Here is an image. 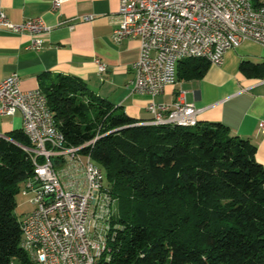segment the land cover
<instances>
[{
  "label": "trees",
  "instance_id": "1",
  "mask_svg": "<svg viewBox=\"0 0 264 264\" xmlns=\"http://www.w3.org/2000/svg\"><path fill=\"white\" fill-rule=\"evenodd\" d=\"M208 65L183 59L178 76H200ZM240 68L264 77L262 66ZM40 88L68 146L95 141L84 153L116 199L115 264H264V166L249 139L223 123L139 125L68 76ZM30 146L23 129L0 137V264H32L15 214L19 184L34 174Z\"/></svg>",
  "mask_w": 264,
  "mask_h": 264
},
{
  "label": "built area",
  "instance_id": "2",
  "mask_svg": "<svg viewBox=\"0 0 264 264\" xmlns=\"http://www.w3.org/2000/svg\"><path fill=\"white\" fill-rule=\"evenodd\" d=\"M60 7L55 1L54 8ZM84 21L93 20L86 16ZM114 39H138L140 56L133 65V91L153 99L178 83L174 59H204L221 65L228 50L246 41L264 46V6L253 0H120ZM29 33V49L39 52L52 28L41 19L15 24L0 11V31ZM98 71L106 64L96 59ZM185 92L171 104L152 100L151 120L139 125H173L197 120L201 109L184 101ZM20 112L23 130L31 142L24 147L32 157L34 174L27 190L36 208L25 216L28 255L33 264H95L112 261L111 243L118 224L113 222L116 199L106 185L102 169L84 149L95 141L68 146L58 129L42 89L23 91L17 73L0 83V116ZM14 264V263H12Z\"/></svg>",
  "mask_w": 264,
  "mask_h": 264
},
{
  "label": "crops",
  "instance_id": "3",
  "mask_svg": "<svg viewBox=\"0 0 264 264\" xmlns=\"http://www.w3.org/2000/svg\"><path fill=\"white\" fill-rule=\"evenodd\" d=\"M55 1H60L59 8H54ZM119 9L120 0H0V11L13 23L41 19L52 28L39 52L29 49V33L0 31V83L17 73L20 88L29 91L40 88L42 80L68 76L140 123L151 120L147 107L152 100L171 104L185 92L184 101L201 109L198 122L223 123L233 135L249 139L257 147L256 160L264 166V77L247 75L240 68L242 62L264 68V46L246 41L228 50L221 65H208L200 76L180 74L176 85L153 99L133 91L140 42L115 41ZM86 16L93 20L84 21ZM96 59L106 64L105 73L98 71ZM21 129L20 112L0 116V137Z\"/></svg>",
  "mask_w": 264,
  "mask_h": 264
},
{
  "label": "rangeland",
  "instance_id": "4",
  "mask_svg": "<svg viewBox=\"0 0 264 264\" xmlns=\"http://www.w3.org/2000/svg\"><path fill=\"white\" fill-rule=\"evenodd\" d=\"M17 207L15 214L19 221L23 222L25 216L33 212L36 208L33 203L34 194L28 192L27 190V182L23 181L19 184V192L16 195ZM14 264H24L19 260H14ZM33 264V263H32Z\"/></svg>",
  "mask_w": 264,
  "mask_h": 264
},
{
  "label": "bare ground",
  "instance_id": "5",
  "mask_svg": "<svg viewBox=\"0 0 264 264\" xmlns=\"http://www.w3.org/2000/svg\"><path fill=\"white\" fill-rule=\"evenodd\" d=\"M183 59H189V53H181L180 54V58H175L174 59V67H175V69H177L178 63L181 60H183ZM197 123H198V119L197 120L188 121V123H183V121H175V126L193 127V126H196ZM22 227H23V234H24V239H23L22 246L25 249V251L28 253V247H25V244L28 243V227H27V225H26L24 220L22 222ZM95 264H105V259H96Z\"/></svg>",
  "mask_w": 264,
  "mask_h": 264
},
{
  "label": "water",
  "instance_id": "6",
  "mask_svg": "<svg viewBox=\"0 0 264 264\" xmlns=\"http://www.w3.org/2000/svg\"><path fill=\"white\" fill-rule=\"evenodd\" d=\"M4 138H7L8 139V137H4ZM145 252V251H144Z\"/></svg>",
  "mask_w": 264,
  "mask_h": 264
}]
</instances>
